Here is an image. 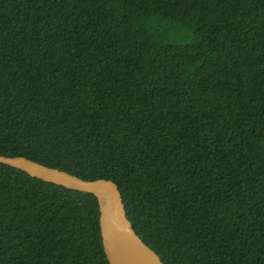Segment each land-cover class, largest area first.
Returning <instances> with one entry per match:
<instances>
[{
  "label": "trees",
  "instance_id": "16d2710c",
  "mask_svg": "<svg viewBox=\"0 0 264 264\" xmlns=\"http://www.w3.org/2000/svg\"><path fill=\"white\" fill-rule=\"evenodd\" d=\"M0 154L114 181L164 264H264V0H0ZM0 264H110L97 198L0 163Z\"/></svg>",
  "mask_w": 264,
  "mask_h": 264
},
{
  "label": "water",
  "instance_id": "95a60500",
  "mask_svg": "<svg viewBox=\"0 0 264 264\" xmlns=\"http://www.w3.org/2000/svg\"><path fill=\"white\" fill-rule=\"evenodd\" d=\"M0 163L32 177L93 194L99 205V228L103 250L110 264H164L132 228L117 184L106 178L83 179L25 156L0 154Z\"/></svg>",
  "mask_w": 264,
  "mask_h": 264
}]
</instances>
